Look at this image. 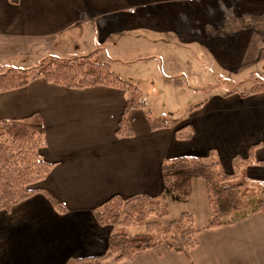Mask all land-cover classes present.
Segmentation results:
<instances>
[{"label": "crops", "instance_id": "crops-1", "mask_svg": "<svg viewBox=\"0 0 264 264\" xmlns=\"http://www.w3.org/2000/svg\"><path fill=\"white\" fill-rule=\"evenodd\" d=\"M92 51L141 97L139 82L152 94L158 82L169 84L160 76L170 73L161 55L173 57L175 74L184 67L243 72L264 62V0H0V72ZM137 62L125 76L124 66ZM225 92L205 99L188 120L161 118L168 125L157 129L144 102L132 107L125 113L129 136L117 132L127 98L122 88L65 87L37 77L0 92V119L39 115L45 129L39 154L51 167L34 186L66 208L35 192L0 210V264H65L69 256L104 253L113 228L98 224L93 209L115 194L164 193L161 164L172 157L214 150L230 171L232 158L247 157L253 146L245 172L264 180V89ZM186 124L191 136L177 138L175 130ZM205 225L195 226L197 243L187 255L159 244L101 264H264L263 213Z\"/></svg>", "mask_w": 264, "mask_h": 264}, {"label": "trees", "instance_id": "trees-1", "mask_svg": "<svg viewBox=\"0 0 264 264\" xmlns=\"http://www.w3.org/2000/svg\"><path fill=\"white\" fill-rule=\"evenodd\" d=\"M37 77L65 87L101 84L124 89L127 93L126 106L117 132L125 136L132 134L126 127L125 113L143 103L140 92L134 84L121 78L96 51L71 57L49 55L35 65L8 68L0 72V92L22 87ZM263 89L264 81L248 90H230L224 94L237 91L244 96ZM145 114L151 129L168 125L160 117L152 118L148 112ZM44 134V125L37 113L19 120L0 119V210L10 209L35 192L46 195L59 211L66 210L47 191L34 186L51 167V162L39 154L45 143ZM175 135L188 139L191 130L186 124L177 128ZM253 148H249L245 158L234 156L230 171L223 168L214 150H209L207 157L180 155L166 159L161 164L164 188L176 198L185 200L191 194L193 180L202 179L209 209L207 228L235 223L254 212L264 214V180L250 178L245 172L246 165L253 160ZM92 212L98 224L113 228L107 239L106 251L94 256H69L65 264H101L109 257L131 259L136 252L159 244L187 255L197 243V229L190 212L184 211L167 223L153 218L169 212L164 193H139L127 197L115 194ZM136 226H142L143 231L129 232L130 227Z\"/></svg>", "mask_w": 264, "mask_h": 264}, {"label": "rangeland", "instance_id": "rangeland-1", "mask_svg": "<svg viewBox=\"0 0 264 264\" xmlns=\"http://www.w3.org/2000/svg\"><path fill=\"white\" fill-rule=\"evenodd\" d=\"M104 58L102 55L101 59ZM170 73L161 74L162 77H168L169 84L158 82L160 86L155 93H147L144 83L139 82L137 85L143 93L144 111L148 112L152 118H170L173 122L188 120L197 107L198 103L204 102L209 96L221 93L223 91L248 90L251 86L264 81V62L256 65L252 69L243 72L225 73L221 70H204L194 68H181L182 73L175 74L174 59L172 56L167 59L160 56ZM160 62V61H159ZM178 63V62H176ZM136 64H128L122 69L125 76L127 69L135 70ZM114 69L120 67V63H113ZM180 67V66H179ZM165 69V68H164ZM143 73V70L141 71ZM131 74V72H130ZM155 76H157L155 74ZM204 79L209 82L203 83ZM158 80V79H157ZM174 80V81H173ZM254 170H251L253 173ZM254 178V177H252ZM164 197L168 205V214L154 219L162 223L177 218L182 212H191L194 220V226H204L209 219V209L207 206L205 183L202 179H194L191 184V194L185 200L176 198L172 193L165 189ZM129 232L143 231L142 226L130 227Z\"/></svg>", "mask_w": 264, "mask_h": 264}]
</instances>
